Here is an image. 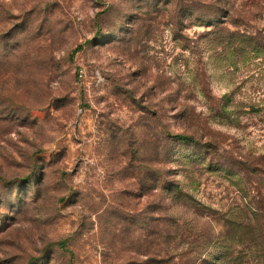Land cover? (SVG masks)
<instances>
[{"label": "rangeland", "instance_id": "rangeland-1", "mask_svg": "<svg viewBox=\"0 0 264 264\" xmlns=\"http://www.w3.org/2000/svg\"><path fill=\"white\" fill-rule=\"evenodd\" d=\"M201 1L244 34L220 59L137 0H0V264H264V0Z\"/></svg>", "mask_w": 264, "mask_h": 264}, {"label": "trees", "instance_id": "trees-1", "mask_svg": "<svg viewBox=\"0 0 264 264\" xmlns=\"http://www.w3.org/2000/svg\"><path fill=\"white\" fill-rule=\"evenodd\" d=\"M137 4L144 10L142 11L140 8L141 12L136 14L135 19L137 21L143 20V26L149 29L151 25L148 23V21L153 20L156 22L159 21V19L161 20L166 18L167 21L173 26L174 33L177 34L176 38H179V40L183 41L185 43L184 46L190 49L198 59L201 53L200 42L202 40L207 42V46L212 55L216 56V58L218 57L217 59H220V57L222 58V53H225L229 47H233L238 44L242 40L241 37L244 36L241 31L231 30L227 25L224 24L223 18L218 16V13L221 12V10L219 6L213 2L210 3L201 0H191L190 2H186L185 0H137ZM183 18H187V23L189 24L205 25L210 28L206 29L200 36L197 35L191 43L188 37L181 32V27L183 26V23H185ZM257 36L258 35H254L253 38H256ZM233 49L235 48L233 47ZM201 72L203 73V71H200L199 75L203 76L201 75ZM203 84L202 91L206 97L208 96L209 98V91L206 87L205 81H203ZM189 112L190 109L186 106L182 109V115L184 114L186 117L189 116ZM160 133L163 135V137L160 139V145L165 154L167 153V143L169 142V138L171 136L172 138L170 139L178 141L181 144L197 141L193 134H189L187 132L181 131L171 134L166 129H163V131H160ZM201 149L202 150L200 154H202V159L204 160L212 159L210 157L211 150L217 152V148H215V146L207 143H202ZM217 156L220 157L219 152L217 153ZM216 157L214 159H216ZM211 168H218V165ZM171 195L177 201H181L187 196L179 183L175 184L173 190L170 192V196ZM259 203L260 204L255 208V210H258L259 213L257 211L255 212H257L261 218L264 219V203L263 201H259ZM259 227L261 230L260 236L264 240V223H262ZM215 239L220 238L216 237ZM199 243L200 244L197 245L190 244L183 255L186 254L192 258H198L201 256L200 261L205 264H210L211 262L204 257V253L207 252L206 250L215 247V243L212 242V240H209L207 237H204ZM222 249V245L220 244L219 258L223 255Z\"/></svg>", "mask_w": 264, "mask_h": 264}, {"label": "built area", "instance_id": "built-area-1", "mask_svg": "<svg viewBox=\"0 0 264 264\" xmlns=\"http://www.w3.org/2000/svg\"><path fill=\"white\" fill-rule=\"evenodd\" d=\"M80 76H83L82 70H80Z\"/></svg>", "mask_w": 264, "mask_h": 264}]
</instances>
